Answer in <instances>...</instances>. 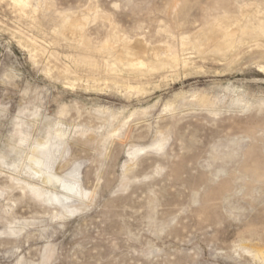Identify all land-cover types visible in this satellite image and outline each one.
<instances>
[{
  "label": "rangeland",
  "instance_id": "rangeland-1",
  "mask_svg": "<svg viewBox=\"0 0 264 264\" xmlns=\"http://www.w3.org/2000/svg\"><path fill=\"white\" fill-rule=\"evenodd\" d=\"M27 2L0 0V264H264V0Z\"/></svg>",
  "mask_w": 264,
  "mask_h": 264
},
{
  "label": "bare ground",
  "instance_id": "bare-ground-1",
  "mask_svg": "<svg viewBox=\"0 0 264 264\" xmlns=\"http://www.w3.org/2000/svg\"><path fill=\"white\" fill-rule=\"evenodd\" d=\"M11 2L15 5V6H17V7H19V8H22V9H25V8H27V6H28V2H27V0H11ZM21 11V10H20ZM225 18V17H224ZM223 18V19H224ZM221 20V19H220ZM219 20V21H220ZM235 20V19H234ZM227 21V20H226ZM218 22V21H217ZM222 23H223V21H221ZM220 22V23H221ZM215 23H216V21H215ZM225 23V22H224ZM228 23V22H227ZM84 23H78L76 26L78 27V29H76L75 31L74 30H72L73 32H75L76 33V37H71V39H72V41H74V42H76L77 43V45H79V44H83L84 46H85V43L83 42L84 40H82V36H81V34H82V25H83ZM217 24V23H216ZM215 24V25H216ZM226 24V23H225ZM229 24V23H228ZM246 24V23H245ZM71 25V24H70ZM247 25V24H246ZM73 26V25H72ZM71 26V27H72ZM216 26H218V25H216ZM254 26V25H253ZM220 27H223L222 25L220 26ZM230 27V26H229ZM252 27V26H251ZM73 28H76V27H74L73 26ZM211 28V27H210ZM247 28H249L250 29V27H247ZM209 29V28H208ZM214 29H217V28H214ZM225 29H226V26H225ZM70 30V29H69ZM220 30V29H219ZM222 31H223V28L221 29ZM244 31H245V29H243ZM247 30V29H246ZM215 31V30H214ZM213 31V32H214ZM225 31V30H224ZM223 31V32H224ZM229 30L227 29V33L224 35V36H221V35H214V34H207L206 35V38H207V45H206V47H205V49L207 50H209V49H217V50H219L220 51V53L219 54H221V51H224L225 49H226V47L224 46V44L225 43H223V39H224V37L225 38H228V37H234V35L235 34H237L239 31L238 30H236V29H234V30H231V31H229ZM257 31V30H256ZM68 32V31H67ZM71 32V30L69 31V33ZM209 32V31H208ZM222 32V33H223ZM241 32H243L242 30H240V32L238 33V34H240ZM246 32V31H245ZM245 32H243L244 34H245ZM253 32V31H252ZM114 33H116V32H114ZM220 33V31L218 32V34ZM250 33V32H249ZM200 34V33H199ZM217 34V33H216ZM246 34H248V33H246ZM200 35H202V34H200ZM250 35H252V34H250ZM204 36H205V34H204ZM236 36V35H235ZM241 36V35H240ZM243 36V35H242ZM254 36H256L255 35V33H254ZM259 36V35H258ZM264 38V37H263ZM195 39V38H194ZM228 41V40H227ZM108 42H110V41H108ZM107 42V43H108ZM192 42V41H191ZM203 42H205V40L203 41ZM87 43V42H86ZM127 43V42H126ZM125 43V44H126ZM199 43V42H198ZM198 43H196V44H198ZM131 44V43H130ZM141 44V43H140ZM191 44V43H190ZM86 45H89V44H86ZM106 45V44H105ZM109 45V44H108ZM113 45V44H112ZM111 45V46H112ZM121 45V44H120ZM129 45V42H128V44H126V46H128ZM132 45V44H131ZM136 45H137V43H136ZM139 45V44H138ZM226 45V44H225ZM123 46V45H122ZM121 46V47H122ZM141 46V45H140ZM181 46V45H180ZM193 46V45H192ZM199 46V45H198ZM202 46V45H201ZM227 46V45H226ZM234 46V45H233ZM233 46H231L232 48H234ZM236 46V45H235ZM80 47V46H79ZM86 47V46H85ZM84 47V48H85ZM88 47V46H87ZM108 47V46H107ZM133 47V46H132ZM136 47V46H135ZM135 47H133V48H135ZM143 48V47H142ZM201 48V47H200ZM228 48V47H227ZM83 49V48H82ZM86 49V48H85ZM105 49V48H104ZM111 49V48H110ZM119 49H125V48H119ZM132 49V48H131ZM130 49V46H129V48H127L126 47V50H121L120 51V55L121 56H123L124 58H127V59H130V58H133V57H135V58H140V59H142V58H144V57H146L147 56V52H146V50H137L136 52H133L132 50ZM138 49H139V46H138ZM229 49H230V47H229ZM99 50V49H98ZM117 50V49H116ZM160 50V49H159ZM159 50H156V51H154L148 58L150 59V61L151 62H162L163 64L165 63L168 67L170 66V67H172V68H175V67H173V66H177L178 65V61L180 60H178V58L175 56V54L173 53V51H171V49H169V48H167V49H163V51H164V53L162 52H160ZM203 50H204V48H203ZM207 50V51H208ZM96 51V50H95ZM102 51H103V48H102ZM108 51V50H107ZM110 51V50H109ZM135 51V50H134ZM205 51V50H204ZM227 51V50H226ZM230 51V50H229ZM111 52H112V49H111ZM115 52V51H114ZM119 52V51H118ZM104 53V52H103ZM110 53V52H109ZM215 53H216V51H215ZM224 53V52H223ZM222 53V54H223ZM226 53V52H225ZM149 54V53H148ZM163 54V55H162ZM119 56V55H118ZM120 58V57H119ZM123 59V58H122ZM126 60V59H125ZM134 59H132V61H133ZM143 60V62H144V59H142ZM142 60L140 61V64L142 65ZM145 60H147V59H145ZM128 61V60H127ZM131 61V62H132ZM135 61V60H134ZM133 61V62H134ZM148 61V60H147ZM125 62V61H124ZM130 62V61H129ZM137 62V61H136ZM139 62V61H138ZM137 62V63H138ZM162 64V65H163ZM88 65V64H87ZM138 65V64H137ZM155 65V64H154ZM158 65V64H157ZM157 65H155V66H157ZM136 66V65H135ZM134 66V67H135ZM143 66V65H142ZM150 66H151V64H150ZM180 66V65H179ZM130 67V66H129ZM131 67H132V65H131ZM138 67V66H137ZM136 67V68H137ZM146 67V66H145ZM163 67H165L164 65H163ZM136 68H135V70H136ZM141 68H143V67H141ZM154 68V67H153ZM137 69H139V68H137ZM162 69H164V68H162ZM131 70V69H130ZM133 70V69H132ZM143 70V69H142ZM107 72V71H106ZM145 72V71H144ZM143 72V73H144ZM134 73H137V72H134ZM141 73V72H140ZM139 73V74H140ZM138 74V75H139ZM135 75V74H134ZM137 75V74H136ZM142 75V74H141ZM202 100V99H201ZM208 99H203L202 101H200L201 103H203V104H207L208 103ZM208 105H209V103H208ZM65 184V183H64ZM65 186V188L67 189V191L69 192V193H73L75 190L71 187V186H69L68 184H65L64 185Z\"/></svg>",
  "mask_w": 264,
  "mask_h": 264
}]
</instances>
